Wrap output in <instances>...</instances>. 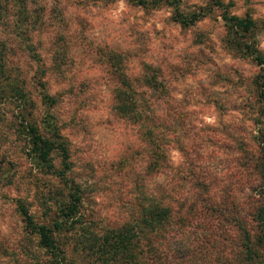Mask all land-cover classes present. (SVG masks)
Segmentation results:
<instances>
[{
    "label": "rangeland",
    "instance_id": "1",
    "mask_svg": "<svg viewBox=\"0 0 264 264\" xmlns=\"http://www.w3.org/2000/svg\"><path fill=\"white\" fill-rule=\"evenodd\" d=\"M209 1L178 0V9L184 13L207 11L188 26L173 21L170 15H158L171 12L170 6L136 4L132 0H125L129 11L122 13L119 23L104 15L114 10L116 0H25L27 15L19 22V36L11 19H0V43L13 32L15 40L24 39L20 45H7L6 58L15 63L16 71L26 73L24 87L35 101L34 115L39 116L44 110L38 92L47 91L55 96L50 112L55 115L69 155L70 169L63 174L81 187L82 224L90 225V230L115 226L125 220L129 214L128 202L136 190L147 189L156 195H160L157 191H169L166 171L163 181L158 179L161 174L144 175L147 154L136 125L113 112L112 89L118 83L107 61L110 52L113 53L111 61L118 62L119 69L129 76L138 75L144 71L142 66H147V73L156 76L155 88L159 87V82L165 84V96L160 94L154 99V93L152 100L156 103V114L160 117L165 111L168 114L171 138L167 153L174 142L176 146H183L178 167L183 169L184 152H187L195 162V170L211 184V202L228 210L231 207L241 210L239 218L250 224L247 200L235 189L233 195L223 197L222 189L231 186L236 177L240 183L252 182L249 172L236 174L230 141L232 134L242 132L248 137L253 131L248 124V105L252 99L250 81L256 73L264 72V64L258 66L225 46L220 7ZM221 1L227 10L237 15L255 16L261 30L260 46L264 42V11H261L264 0ZM90 4L96 7V12L91 10ZM141 11L144 15H137ZM130 16L136 22H127ZM206 18L209 23H201ZM140 20L145 24L152 20L151 29L139 24ZM157 22L164 24V29H157ZM262 52L264 54V49ZM201 70L208 74L211 86H205L204 80L195 81V86L188 83L189 77H195ZM33 75L44 82L45 88L33 84ZM217 85L224 91L215 90ZM179 86H183L182 89ZM181 90L184 99L175 101L172 93ZM191 99L203 103L208 113L216 116L218 127L205 124L200 131L195 130L189 118L191 114L184 111ZM234 111L242 113L243 119L234 116ZM15 121L11 106L0 105V158L3 161L0 264H49L36 234L24 227L18 204L21 203L36 222L48 220L56 216L54 213L64 200L66 189L62 180L31 164L24 152V139L14 132ZM54 160L59 167L56 157ZM168 162L173 166L169 156ZM221 166L232 170L223 178L217 175V170H223ZM189 183L178 182L175 192H169L179 197ZM240 183L234 188H242L244 192L246 185ZM135 187L138 188L135 190ZM188 199L175 198V201L182 200L183 208L179 213L184 218L181 219L191 224L178 227L175 223L171 233L165 232L160 244L156 243L153 264H264L259 258L255 262L241 261V230L233 221L234 217L223 221L219 212L191 217L184 213L191 201ZM113 204L119 207L113 208ZM227 214L234 216L233 212ZM176 215L173 221L177 220ZM81 237L79 228L62 231L55 237L64 255L60 264H104L84 255L77 243Z\"/></svg>",
    "mask_w": 264,
    "mask_h": 264
},
{
    "label": "trees",
    "instance_id": "2",
    "mask_svg": "<svg viewBox=\"0 0 264 264\" xmlns=\"http://www.w3.org/2000/svg\"><path fill=\"white\" fill-rule=\"evenodd\" d=\"M22 2V3H21ZM24 2V3H23ZM136 4H163L170 6L171 19L182 26H188L199 20L207 11L182 12L178 9V0H132ZM210 4L220 7V18L223 20L224 44L231 52L240 57L249 58L256 65L264 64V54L259 46L260 26L254 18L247 13L237 15L223 6L221 0H210ZM27 15L25 0H0V19L4 21L11 19L18 31L19 22L23 21ZM16 33L0 43V105L11 106L16 118L13 127L14 132L24 139L25 154L35 168L46 173L53 174L62 180L65 187L64 200L58 204L54 218L36 222L27 212L21 203L18 209L24 222V227L28 228L37 236V242L43 248L49 259V264H60L64 258L63 250L55 238L62 231L80 229L82 237L77 243L82 248L84 255L99 259L104 264H153L156 258L154 250L160 244L163 237L168 232L178 227L189 226L181 219L184 218L179 212L183 208V202L175 201V197L169 191H174L178 187V182H190L189 186L193 195L184 213L191 217H205L204 215L219 212L221 220L233 219L241 232V261L250 260L255 262L259 258L264 263V72L256 73L250 81V92L252 99L248 105L249 118L253 131L249 136H244L242 132L231 135V150L235 156V172L243 174L249 172L252 182L240 183L238 177L231 183V186L222 189V196L230 197L237 192L243 199L247 200L249 207L250 224L247 225L239 218L241 213L235 207L221 208L211 202L209 191L211 185L206 181V176L199 175L195 170L196 165L184 152V167H173L168 162L167 148L169 137L168 114L165 111L163 116L155 113L157 99L160 94L165 96V84L159 82L156 86V76L147 73V66H142L144 71L136 76H129L119 69V63L111 61L108 54L107 61L112 66L111 73L117 80V85L112 89V109L115 114L136 125L137 133L144 145L147 161L144 166L145 176H155L161 173H171L167 179L169 191L160 192L156 195L149 190H136L142 185H136V190L131 201L128 202L129 214L125 220L115 226L90 230V225H83V215L80 207L82 205V192L80 185L64 177V172L69 168L68 148L66 140L60 134L55 115L50 112L55 103V96L46 92H38L39 100L44 104V110L39 115L35 113V101L30 97L29 91L24 87L26 73L16 71L15 63L7 59L6 47L23 43L15 40ZM13 37V38H12ZM115 55V54H114ZM7 57V58H6ZM9 62V64H7ZM113 62V63H112ZM118 63V65H117ZM116 64V65H113ZM146 70V72H145ZM36 70L33 71L35 73ZM32 73V74H33ZM20 76V77H18ZM34 76V75H33ZM34 85H44L38 76H34ZM34 87V86H32ZM45 88V85H44ZM155 93V94H154ZM168 109V108H167ZM169 111V110H168ZM180 126L181 121L177 122ZM179 150L184 151V147L179 145ZM55 157L59 167L55 166ZM0 158V170L2 167ZM142 182H140L141 184ZM246 185L250 193L245 194L242 188H234L238 184ZM213 199V198H212ZM178 204H174V203ZM238 206V204L236 205ZM209 211V212H208ZM227 212H233L234 216H228ZM176 215V221L173 216ZM178 220H180L178 222ZM234 225V223H233ZM173 229V230H174ZM86 234V235H83ZM156 243H158L156 245ZM139 246H142L140 248ZM158 259V258H157ZM233 264V263H232Z\"/></svg>",
    "mask_w": 264,
    "mask_h": 264
},
{
    "label": "clouds",
    "instance_id": "3",
    "mask_svg": "<svg viewBox=\"0 0 264 264\" xmlns=\"http://www.w3.org/2000/svg\"><path fill=\"white\" fill-rule=\"evenodd\" d=\"M193 3H202L203 0H192ZM116 4L117 6L114 8L113 11L111 12H106L104 15L106 17H108L109 20H115L117 23H119L122 19V13L124 12H128L129 9L125 3V0H116ZM89 7L91 8V10L93 12H96L97 9L96 7H93L91 4L89 5ZM261 11H264V9H261ZM137 15L139 16H143L144 13L143 11L139 12ZM158 15H171V12H161L158 13ZM253 18L255 19V16H253ZM127 22H136L134 17H128ZM139 24L143 25L144 28L147 29H151L152 27V20H149L147 24L144 23L143 20L138 21ZM201 23H209L208 19L206 18L204 21H202ZM221 23H223V20L221 18ZM164 24L157 22L156 23V28L157 29H164ZM182 45H178L177 47H181ZM261 49H264V42L261 43L260 45ZM230 61V58H226ZM218 62L219 59L217 58ZM197 80H204L205 82V86H211L208 84V74L204 71H199L198 74L195 77H189L188 83H192L195 86V81ZM182 87L183 86H179ZM215 90L223 92L224 89L219 87L218 85L215 86ZM172 96L174 97L175 101H182L184 99V92L181 91H175L172 93ZM197 99H199V97H197ZM184 111L187 113H190V119L192 121V123L195 125V130L196 131H200L201 129L204 128L205 124H212V125H216L218 127V125L216 124V116L213 114H209L208 110L206 108H204L203 103H197L195 99H191L189 103H187L184 107ZM213 111H214V107H213ZM159 115V113H157ZM234 116H237L241 119H243V115L242 113H240L239 111H234L232 113ZM248 124H251V121H248ZM171 138V136H170ZM167 155L169 156V159L171 161V163L173 164L174 167H178L179 164L182 162V153L179 150L178 146L175 145V142L173 143V145L169 146V151L167 153ZM221 156H224V154L221 152L220 153ZM221 168L223 169L222 171L217 170V175L220 178L225 177L226 175L230 174V172L232 171L231 169H227V168H223V166H221ZM171 177V173H169V178ZM159 180L163 181L165 179V176L163 173H161V175L158 177ZM244 193L248 194L250 193V189L245 187L244 188ZM193 195V191L191 190L190 186H184V190L181 193V195L178 197L180 199H183L185 197H188L189 199H191ZM119 206L117 204H113V208H118ZM108 213H105V215H107ZM6 230V229H5Z\"/></svg>",
    "mask_w": 264,
    "mask_h": 264
}]
</instances>
